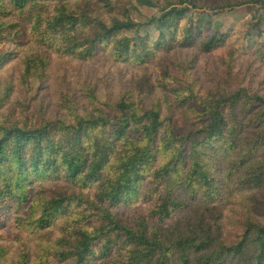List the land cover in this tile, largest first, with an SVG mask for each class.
Instances as JSON below:
<instances>
[{
    "label": "trees",
    "instance_id": "1",
    "mask_svg": "<svg viewBox=\"0 0 264 264\" xmlns=\"http://www.w3.org/2000/svg\"><path fill=\"white\" fill-rule=\"evenodd\" d=\"M238 6L0 0V264H264V46L184 27Z\"/></svg>",
    "mask_w": 264,
    "mask_h": 264
},
{
    "label": "rangeland",
    "instance_id": "2",
    "mask_svg": "<svg viewBox=\"0 0 264 264\" xmlns=\"http://www.w3.org/2000/svg\"><path fill=\"white\" fill-rule=\"evenodd\" d=\"M152 1L155 4L159 2V0ZM237 1L239 6L234 11L194 12L184 21V27L186 30L190 28L197 33L200 30L208 33L216 31L229 33L232 42L236 45H240L248 51H257L264 46V6L258 7L250 4L249 0ZM257 8H262L261 17L254 16ZM144 13L145 15L138 17L140 22H146L148 18L158 16L157 10L153 8H147ZM257 24L258 28L253 29V26H257ZM8 232L6 226L0 224V237Z\"/></svg>",
    "mask_w": 264,
    "mask_h": 264
}]
</instances>
